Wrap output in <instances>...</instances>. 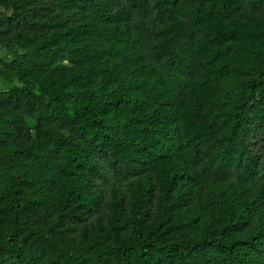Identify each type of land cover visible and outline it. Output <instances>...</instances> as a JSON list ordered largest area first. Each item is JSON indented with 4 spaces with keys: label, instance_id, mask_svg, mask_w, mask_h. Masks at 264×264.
Masks as SVG:
<instances>
[{
    "label": "trees",
    "instance_id": "trees-1",
    "mask_svg": "<svg viewBox=\"0 0 264 264\" xmlns=\"http://www.w3.org/2000/svg\"><path fill=\"white\" fill-rule=\"evenodd\" d=\"M0 48V264H264V0H0Z\"/></svg>",
    "mask_w": 264,
    "mask_h": 264
},
{
    "label": "rangeland",
    "instance_id": "rangeland-1",
    "mask_svg": "<svg viewBox=\"0 0 264 264\" xmlns=\"http://www.w3.org/2000/svg\"><path fill=\"white\" fill-rule=\"evenodd\" d=\"M0 53H2V49H1V48H0ZM248 135H249V136H251V133H250V131H249Z\"/></svg>",
    "mask_w": 264,
    "mask_h": 264
}]
</instances>
